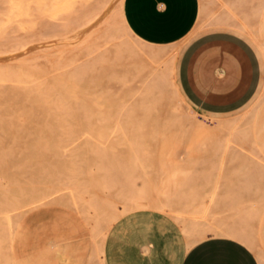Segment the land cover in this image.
Wrapping results in <instances>:
<instances>
[{
    "label": "rangeland",
    "instance_id": "rangeland-1",
    "mask_svg": "<svg viewBox=\"0 0 264 264\" xmlns=\"http://www.w3.org/2000/svg\"><path fill=\"white\" fill-rule=\"evenodd\" d=\"M214 1L202 0L204 19ZM262 2L244 25L261 29L259 44ZM213 22L204 27L234 29ZM251 43L263 69L257 95L239 114L212 117L181 88L187 43H145L124 0H0V264H84L100 222L112 263L145 257V232L166 261L168 244L186 240L178 215L203 239L247 233L264 264V154L249 123L264 55ZM205 118L233 120L245 136L226 139Z\"/></svg>",
    "mask_w": 264,
    "mask_h": 264
},
{
    "label": "crops",
    "instance_id": "crops-1",
    "mask_svg": "<svg viewBox=\"0 0 264 264\" xmlns=\"http://www.w3.org/2000/svg\"><path fill=\"white\" fill-rule=\"evenodd\" d=\"M260 2L212 3L210 19H220L234 29H206L204 25L209 18L204 19L201 13L202 0H124V16L132 32L147 43L155 46L187 43L179 63L181 88L194 106L214 117L239 114L259 91L263 77L261 59L252 41L235 29L256 22L251 17V8ZM260 32L258 29V37ZM259 102L264 103V96ZM263 131L264 119L260 126L264 143ZM182 227L180 223L186 240L168 244L166 261L165 256L155 251L156 237L145 232L139 244L145 257L130 256L125 264H262L256 251L229 235L231 231L214 230L207 234L210 237L193 241ZM92 261L88 259L86 264H93ZM97 264H114L104 243Z\"/></svg>",
    "mask_w": 264,
    "mask_h": 264
},
{
    "label": "bare ground",
    "instance_id": "bare-ground-1",
    "mask_svg": "<svg viewBox=\"0 0 264 264\" xmlns=\"http://www.w3.org/2000/svg\"><path fill=\"white\" fill-rule=\"evenodd\" d=\"M263 5L261 6V8L258 10V11H256V16H258V17H260V18H262V16H263V14H264V0H263ZM260 6V5H259ZM206 11H208V5H204V6H202V10H201V13H206ZM254 12V11H253ZM254 14V13H253ZM205 15V14H204ZM206 17V16H205ZM252 17H253V15H252ZM207 19H208V17H206ZM217 19V18H216ZM215 18H213V19H210V17H209V21L207 22V23H205V24H210V22H213V20H214V22L215 21H218V20H216ZM203 22H206V20L205 21H203ZM214 22H213V24H214ZM218 22H220V19H219V21ZM239 32H241L242 33V35L244 34L245 36H247L253 43H256L259 47H258V49H259V52L262 54V55H264V47H263V44L262 43H258V41H260L259 40V37H258V29H256L255 31H250V30H248V29H246V28H244L243 27V29H240L239 30ZM145 43H147V42H145ZM148 45H151V43H147ZM155 46V45H154ZM155 51V50H154ZM148 71V70H147ZM155 73V72H154ZM154 73H153V76H154ZM149 75V74H148ZM163 76V75H162ZM179 76V75H178ZM156 77V76H155ZM157 78V77H156ZM170 78H171V76H170ZM172 79V78H171ZM157 80V79H156ZM158 80H159V86H158V88L160 87L161 89H163V90H165L166 89V74H165V76L163 77V78H161V76H159V78H158ZM153 81H155V80H153ZM170 81V80H169ZM158 81H155V82H153L154 84L156 83V84H158L157 83ZM153 84V85H154ZM156 86V85H155ZM165 87V88H164ZM154 88V87H153ZM159 88V89H160ZM171 90V89H170ZM182 91V90H181ZM167 93V92H166ZM181 96H183V95H181ZM186 97V96H185ZM185 97H184V99H185ZM183 98V97H182ZM260 98V97H259ZM259 98L257 99V102H259ZM188 102V101H187ZM258 109V108H257ZM220 117V116H219ZM264 119V103L262 104L261 103V106H260V109L258 110V112L250 119V121H249V123L251 124V125H253V128H254V130H255V135H256V138H257V141L259 142V148L257 149V150H259L261 153H263L264 154V143H263V141H262V138H261V135H260V126H261V123H262V120ZM235 120V119H234ZM199 124H201L202 125V127L204 126V128L205 127H209V128H212L211 130L215 133H217V132H220V133H222V132H225V135H223L224 137H226V139L228 138H232V140H233V137H244L245 136V134H242L241 133V131H240V129H239V126L237 125V123L236 122H233V120H232V122H228V123H225V122H221V121H219V122H213V121H209L208 119H201L200 120V123ZM201 125H198V127L199 126H201ZM197 126V125H196ZM198 130V129H197ZM187 132V131H186ZM226 134L228 135V137L226 136ZM217 136H219V135H217ZM222 136V137H223ZM247 136V135H246ZM213 137V136H212ZM217 138V137H216ZM236 138H234V140H235ZM226 142V141H225ZM125 174V173H124ZM167 188V187H166ZM166 196H167V194H166ZM164 198V197H163ZM163 198H161L160 200H163ZM172 198V197H171ZM165 199H166V197H165ZM152 200V199H151ZM168 200H170V198L168 197V199H167V203H168ZM143 201V200H142ZM143 202H145V201H143ZM150 202V201H149ZM149 202H147V203H149ZM156 202H157V199H156ZM165 202V201H164ZM154 205H155V203H153ZM152 204V205H153ZM138 205V204H137ZM150 205V204H149ZM151 205V206H152ZM159 205L162 207V208H166V203L164 204L163 202H159ZM148 206V204L146 205V207ZM150 206V207H151ZM157 206V205H156ZM135 207H136V204H135ZM139 207H141V203H140V206ZM145 207V206H144ZM153 207V206H152ZM151 207V208H152ZM127 209V208H126ZM133 209V208H132ZM142 209V208H141ZM166 211V210H165ZM170 212V211H169ZM175 212V211H174ZM252 212V211H251ZM176 213V212H175ZM180 213V212H179ZM259 213V212H258ZM170 214H173V212L172 213H170ZM254 214V213H253ZM252 214V215H253ZM257 214V213H256ZM174 215V214H173ZM175 215H178V214H175ZM259 215H260V213H259ZM172 216V215H171ZM177 220L183 225V228H184V230H185V232L187 233V235L188 236H190L191 237V239L194 241V240H199L200 239V237H201V239L203 238L202 236H200V234H202L203 233V229H201L202 231H200V229H199V231H197V229L196 230H194V228H192L188 223H186V221H184L183 220V218H182V216L180 215H178V217H177ZM103 221V220H102ZM104 222V221H103ZM108 222V221H107ZM192 222V221H191ZM191 222H190V224H191ZM101 224H103V223H101L100 222V225ZM193 224V223H192ZM195 224V223H194ZM99 225V226H100ZM95 227L94 228V230H93V233H92V236H91V238H90V245L88 246V249L87 250H85L84 252H83V256H82V262L84 263V264H86V262H87V260L88 259H90V260H93L92 262H93V264H97L98 263V259H99V257H100V254H101V244H102V242H101V240L99 241V239L98 238H101V237H99V233L101 232V230L99 229L100 227ZM106 227V226H105ZM202 227V226H201ZM200 227V228H201ZM250 230V229H249ZM104 232H106V231H104ZM103 232V233H104ZM202 232V233H201ZM205 232V234L208 232V231H204ZM106 234V233H105ZM204 234V233H203ZM228 234L229 235H232V236H235V237H237V238H239V239H241V240H243L244 242H246L248 245H250L251 247H253V242L252 241H254V240H251V238L249 237V235L247 234V233H243V232H236V231H231V232H228ZM200 236V237H199ZM95 259V260H94ZM261 259V258H260ZM263 261H264V259H262Z\"/></svg>",
    "mask_w": 264,
    "mask_h": 264
}]
</instances>
